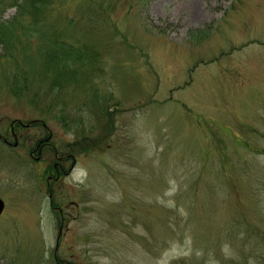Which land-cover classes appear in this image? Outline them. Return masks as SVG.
I'll return each mask as SVG.
<instances>
[{
	"label": "rangeland",
	"instance_id": "obj_1",
	"mask_svg": "<svg viewBox=\"0 0 264 264\" xmlns=\"http://www.w3.org/2000/svg\"><path fill=\"white\" fill-rule=\"evenodd\" d=\"M55 3L0 66V264H264V0ZM56 34L94 57L55 86Z\"/></svg>",
	"mask_w": 264,
	"mask_h": 264
},
{
	"label": "trees",
	"instance_id": "obj_2",
	"mask_svg": "<svg viewBox=\"0 0 264 264\" xmlns=\"http://www.w3.org/2000/svg\"><path fill=\"white\" fill-rule=\"evenodd\" d=\"M55 2L56 0H0V45L5 51L0 55V66L9 64V67L14 68L15 70L12 71L13 79L17 80V82L18 74L23 70L20 68V63L27 61L24 53L29 50L28 55H33L32 58L37 55L36 51L30 52V43L27 42V39L30 40L32 35L40 33L38 28H41L40 24L44 23L47 17H50L49 13L57 5ZM6 9H14V17L9 20H2L1 15ZM55 36L56 38L54 36L51 37L52 40L48 38V47H45L44 51L38 50L37 53L41 60H47L48 67L45 66L48 69L47 75L49 72V77H53L52 82L56 86L60 85L62 80L71 81V79H75L76 70L80 69L82 64H86L88 58L91 60L94 55L85 48H72L70 45L64 47L62 41H58L59 34ZM16 39H18L19 43L17 46L15 45ZM22 58L23 60H21ZM70 63L72 65L78 64L77 69L71 67ZM19 76L23 81L21 82L22 86H26V75L21 72ZM15 92L18 93L19 91L16 90ZM83 143H85V140ZM78 144L82 145V143ZM89 144L86 142L85 148L82 145L80 148L81 152L88 150ZM90 146L92 147L93 145L90 144ZM66 148L69 150L70 155H73L76 151L75 148L73 149L69 146Z\"/></svg>",
	"mask_w": 264,
	"mask_h": 264
},
{
	"label": "flooded vegetation",
	"instance_id": "obj_3",
	"mask_svg": "<svg viewBox=\"0 0 264 264\" xmlns=\"http://www.w3.org/2000/svg\"><path fill=\"white\" fill-rule=\"evenodd\" d=\"M21 127H23L22 123H18V122L11 123L8 132L9 134L12 133L11 135L12 143H9L7 138L2 134H0V142L3 143L4 146L10 149L11 148L16 149L18 146V142H17V137H16L17 134L15 128L20 129ZM32 143H33L32 148L28 150V155H29L28 158L29 160L34 161L36 164H38L39 165L38 167H41L42 166L41 164L44 162V155L47 152L46 150L51 151L53 153L52 156L54 158V164L50 166V170L54 173L53 180L59 179L61 176H64L65 174L69 173L70 169L75 164L74 161L75 159L72 155L70 154L68 155L65 153L64 155L59 156L58 152L55 151V148L51 147L52 144L50 142L44 141V138L37 139L35 141L32 140ZM69 161L71 162V164L65 168L64 167L65 164L68 163Z\"/></svg>",
	"mask_w": 264,
	"mask_h": 264
},
{
	"label": "water",
	"instance_id": "obj_4",
	"mask_svg": "<svg viewBox=\"0 0 264 264\" xmlns=\"http://www.w3.org/2000/svg\"><path fill=\"white\" fill-rule=\"evenodd\" d=\"M46 140H48V138ZM2 210H4V204L0 199V213L2 212Z\"/></svg>",
	"mask_w": 264,
	"mask_h": 264
},
{
	"label": "bare ground",
	"instance_id": "obj_5",
	"mask_svg": "<svg viewBox=\"0 0 264 264\" xmlns=\"http://www.w3.org/2000/svg\"><path fill=\"white\" fill-rule=\"evenodd\" d=\"M2 213V212H1ZM1 213H0V215H1Z\"/></svg>",
	"mask_w": 264,
	"mask_h": 264
}]
</instances>
